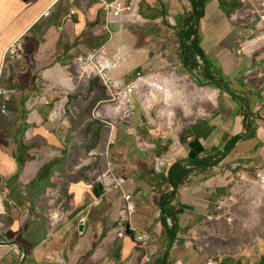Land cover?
Instances as JSON below:
<instances>
[{
    "label": "crops",
    "instance_id": "1",
    "mask_svg": "<svg viewBox=\"0 0 264 264\" xmlns=\"http://www.w3.org/2000/svg\"><path fill=\"white\" fill-rule=\"evenodd\" d=\"M115 1L134 6L135 12L108 18L104 5ZM240 6L234 0H211L198 26L202 63L207 66L199 74L207 83L210 77L223 83L217 103L211 91L206 93L210 110L198 102L187 107L156 92L147 103L135 98L141 101L148 126L145 140L128 129L137 119L135 99L133 109L121 120L118 114L123 111L116 106L95 111L90 116L95 126L104 124V119L114 121L105 127L101 145L106 149L93 153L101 156L106 151L110 160L106 175L94 181L70 180L67 195L59 202L52 197L47 211L44 202L56 193L57 175L69 172L73 114L67 115L66 107L61 114L60 103L41 92L38 83L63 86L66 94L74 76L99 77L78 65L79 58L97 55L119 60L118 69L110 74L119 90L139 77L165 83L169 77L178 80V89L191 90L198 71L184 67L179 33L192 14V4L190 0H0V86L5 90L0 95V264H207L212 260L235 264L227 258L205 260V252L195 249L193 240L201 226L221 217L218 206L228 205L234 183L247 177L250 169L257 172L264 166V120L258 117L264 119V104H243L240 99L249 98L246 79L257 51L255 44H241L244 28L233 20ZM71 10L76 14L69 17ZM18 40L22 57L14 59L6 52ZM144 89L151 92L147 86ZM156 109L164 110V115L154 117ZM177 110L178 125L187 126L179 129L178 137L151 128L173 124ZM198 110H206V115L195 119ZM236 138L237 144L219 165H188L208 162ZM165 141L177 144L166 147ZM177 162L192 171L173 186L163 179ZM165 192L174 195L173 240L168 230L172 220L168 218L165 227L160 219L158 198ZM142 234L150 238L147 246L137 240Z\"/></svg>",
    "mask_w": 264,
    "mask_h": 264
},
{
    "label": "rangeland",
    "instance_id": "2",
    "mask_svg": "<svg viewBox=\"0 0 264 264\" xmlns=\"http://www.w3.org/2000/svg\"><path fill=\"white\" fill-rule=\"evenodd\" d=\"M234 1H238L241 5L233 17L234 25L244 28L241 44H255L257 48L256 60H254V65L246 79L248 85L251 86L249 98H239L242 99L243 104L253 102L256 106H262L264 104V0ZM197 76L199 82L206 83L202 75L198 74ZM164 80L169 89L167 96L177 102H182L187 107H191L192 104L198 102L200 106L207 105V109L210 110L211 106L206 102L207 91L213 93L214 102L216 103L221 95L214 88L198 86L197 80L191 84V90L178 89V80L169 77ZM192 80L188 79L187 81L191 83ZM38 84L42 90L41 92L48 93L51 98L60 103L61 114L64 113L65 107L67 115L70 111L73 114L70 121L72 130L71 151L66 162L69 172L57 175L56 182H59V184L57 183L55 186L56 193L44 202L45 210L48 211L52 197L56 202H59L67 195V183L70 180L82 178L87 181H94L106 175L105 166H108L110 161L106 156V151L101 156H94L93 153H99L102 149H106L104 145H101L103 135L107 134L105 127L114 121L104 119L101 121L106 125L95 126L94 122H90V116L97 110L103 112L106 107H117V103L113 102L110 94H107L106 87L97 76L89 77L87 74L74 76L70 83V90L67 89L66 94V88L63 86L52 85L44 81ZM184 86L186 87V84ZM94 88L96 89L94 90ZM68 92L72 94L69 95ZM101 100L104 103L98 105ZM135 101V106L139 109L135 111L137 119H135V123L128 125V129L130 128L129 132L141 139L144 133L148 134V126H144L145 116L142 114L141 101L137 99ZM164 113V110L156 109L152 114L155 117L164 115ZM118 115V119H123L124 113ZM174 115L173 124L166 127L160 123L151 128L157 134L164 133L172 139L178 137L179 129L181 127L187 128V126L178 125V110ZM204 115H206V110H198L195 119H199ZM258 117L259 120H264L261 116ZM163 121L164 118H161V122ZM143 139L145 140V138ZM139 143L141 146L144 144L143 140H139ZM163 144L169 147L177 144V142L165 141ZM143 147L147 149L145 144ZM169 158L172 159V157ZM156 162L154 161L153 165ZM78 167L76 173H70ZM262 169H264V166ZM219 212L221 215L219 219L208 221L200 227L197 236L193 240L194 248L205 252V260L213 258L217 261L220 258H227L233 260L235 264H259L261 259L264 258V186L258 183L256 170L250 169L247 177L239 178V182L234 183L228 205Z\"/></svg>",
    "mask_w": 264,
    "mask_h": 264
},
{
    "label": "built area",
    "instance_id": "3",
    "mask_svg": "<svg viewBox=\"0 0 264 264\" xmlns=\"http://www.w3.org/2000/svg\"><path fill=\"white\" fill-rule=\"evenodd\" d=\"M104 10L106 15L111 18H120L123 16H131L135 12V8L132 5H124L121 2L115 1L110 4L104 5ZM76 14L75 10L70 11L69 17ZM9 56L14 59H20L22 57V43L20 40L13 43L6 52ZM199 64V73H201V68L203 67L202 60L197 57ZM78 65L82 71L95 73L99 76L103 84L109 89L110 96L113 102L117 103V110L122 109L123 113L127 115L133 109V101L135 98H140L143 103H147L148 96H151L153 92L160 95H166L169 93L168 86L165 82L158 78H147L139 77L136 82L123 89H117L116 83L111 79V72L115 71L119 67V60L112 61L102 56L92 55L86 58H79ZM144 86H147L151 92L148 94L144 91ZM5 90L0 86V95H4ZM257 181L261 186H264V169L260 168L257 171ZM117 188V186H115ZM173 190V188H171ZM131 196L127 195L125 199L130 200ZM223 205L218 206V210L223 209ZM127 211L129 214L134 212V209L128 204ZM2 212V196L0 195V213ZM124 227L121 228L119 236H124ZM137 240L142 243V245L147 246L149 244L150 238L146 234L138 235ZM146 263L151 262V257L146 256ZM207 264H217L215 261H208Z\"/></svg>",
    "mask_w": 264,
    "mask_h": 264
},
{
    "label": "trees",
    "instance_id": "4",
    "mask_svg": "<svg viewBox=\"0 0 264 264\" xmlns=\"http://www.w3.org/2000/svg\"><path fill=\"white\" fill-rule=\"evenodd\" d=\"M211 0H190L192 4V14L189 15L187 25L185 29H183L179 33V50H180V57L182 60V63L184 67H188L191 71H198L199 70V64L197 61V57H199L202 62L205 59L203 52L199 48V31L198 26L200 21L204 17L205 12V6L208 2ZM206 65L203 63V67L201 68V72L204 70ZM207 69V66H206ZM203 73V72H202ZM199 74V71L195 73L194 78L196 80L199 78L197 75ZM201 75V74H199ZM209 83H201L198 80L196 81L198 86H208L211 88H214L216 90L223 91L221 89V86H223V83L218 84L214 80L213 77H210ZM204 79L206 80V77L204 75ZM221 85V86H219ZM223 88V87H222ZM228 91V90H227ZM239 139H234L230 144H228L224 150L223 153L217 155L216 157L210 159L208 162L205 161H196L194 163H189V166H196V167H208V166H215L219 165L221 161L229 154V152L235 147ZM191 168L187 169L181 162H177L174 165L171 166L167 180L164 178L163 180L169 181L173 186H177V184L181 183L184 179L187 178V176L191 172ZM173 194L170 193H162L160 197L158 198V206L161 210V222L162 224L167 227V219L170 218L173 222L172 226L169 227V233L170 237L173 240L175 237V231L177 229V213L175 208L172 205L173 201ZM179 229V226H178ZM261 264H264V258L262 259Z\"/></svg>",
    "mask_w": 264,
    "mask_h": 264
}]
</instances>
